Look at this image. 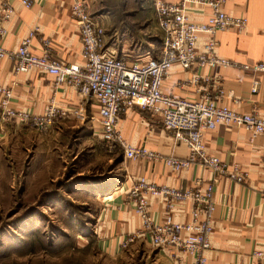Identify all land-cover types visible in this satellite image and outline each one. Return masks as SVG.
<instances>
[{
    "label": "crops",
    "instance_id": "obj_1",
    "mask_svg": "<svg viewBox=\"0 0 264 264\" xmlns=\"http://www.w3.org/2000/svg\"><path fill=\"white\" fill-rule=\"evenodd\" d=\"M75 1L34 0L33 6L27 8L18 0H0V13L6 3L15 10L7 23L5 47L17 48L24 38L36 31L32 39L33 53L41 55L44 50H49L62 63L85 65L80 29L73 17ZM86 1L92 11L95 0ZM152 1L142 0L126 11L128 23L138 24L141 32L154 28L156 14ZM223 1L222 9L226 13L248 18L245 29L232 27L215 34L217 55L232 59L234 66H204L188 70L174 64L162 90L178 98L204 99L209 96L233 111L252 112L264 118V74L241 67L244 63L264 62V0ZM185 13L192 21L205 22L212 13V7L209 4H188ZM209 39L210 35L201 33L197 49L204 50ZM105 48L116 51L111 44L105 43ZM148 54L146 52L139 57L146 60L151 57ZM119 56H126L128 60L138 58L128 52ZM195 74L201 77L198 83L192 80ZM255 80L260 81V86L257 92H252ZM0 86L12 87V105L18 110L42 114L50 103L70 110L69 116L59 119L47 134L32 132L26 123L4 121L0 113V143L8 149L10 147L13 151L19 143L32 145L38 153L46 152L48 158L49 153L55 151L53 143L56 144L59 135L64 136L70 128L83 125L89 126L93 137L103 140L100 131L92 127V118L99 115L98 101L94 97L85 99L68 85L56 88L53 75L40 69L15 73L14 62L3 58L0 59ZM160 119L157 114L134 107L120 116L118 127L129 144L145 145L165 157L188 158L190 150L187 145L176 140ZM203 139L208 154L219 156L229 164H237L246 173L245 182L216 177L211 169L199 163L174 171L162 161L125 158L122 150L119 167L122 175L114 181L104 180L97 187L98 225L94 234L111 264H176L171 253L152 244L148 234H137L126 249L120 248V243L129 235L136 234L140 226L139 217L128 199V190L133 181L141 177L181 189L193 187L199 177L205 184L214 181L217 207L213 215L211 248L206 252L207 264H264V258L254 257L255 250H264V135L252 140L251 132L245 127L219 125L213 130H204ZM46 158L45 163L48 161ZM166 205L165 198L150 197V211L158 222L165 221L169 214ZM193 208L192 201L178 205L173 211L174 218L183 223L190 221Z\"/></svg>",
    "mask_w": 264,
    "mask_h": 264
},
{
    "label": "built area",
    "instance_id": "obj_2",
    "mask_svg": "<svg viewBox=\"0 0 264 264\" xmlns=\"http://www.w3.org/2000/svg\"><path fill=\"white\" fill-rule=\"evenodd\" d=\"M30 8L34 0H18ZM223 0H181L167 2L154 0L156 17L164 32L163 44L158 57L146 60L138 57L128 60L105 48V28L99 16L92 13L86 0H76L73 17L79 26L82 55L85 65L62 63L49 50L41 55L32 52V39L36 31L24 38L17 48H6L7 23L14 15V8L6 3L0 13V59L14 62L15 73L40 69L54 76L56 88L71 86L85 99L95 98L99 105L98 117L92 124L99 130L103 141L108 144L120 143L124 157L162 161L174 171L199 163L211 169L216 177H227L234 182L244 183L246 173L237 164H229L219 156L210 155L205 149L203 132L219 125L242 126L251 132V139L264 135V118L256 113H241L230 109L219 100L209 96L204 99L178 98L163 92L162 85L174 64L184 69L210 68L217 65L234 66L232 59L217 55L218 41L215 34L232 27L240 30L248 26L247 17H235L222 9ZM209 4L212 13L205 22L192 21L185 13L187 5ZM201 33L210 35L204 50L197 44ZM244 70L264 74V62L241 65ZM197 74L193 82L198 83ZM260 81L255 80L252 92L259 90ZM13 89L0 86V113L4 121L15 120L26 123L39 132L51 129L59 119L69 116L68 108L50 103L42 114L31 110H18L12 105ZM140 107L161 117L163 127L176 140L187 145L190 156L182 159L174 155L165 157L145 145L129 144L119 130L120 116L130 108ZM214 181L203 183L202 178L195 185L181 189L174 185L159 184L141 177L133 181L128 190V199L140 220L138 232L129 235L122 243L121 250L134 241L137 234H148L152 244L164 252L171 253L176 264H207L206 252L211 248V234L214 227L213 215L217 207ZM163 197L167 201L169 214L165 221L158 222L150 211V197ZM187 201L194 203L192 219L179 222L173 211ZM254 257L264 258V250H255Z\"/></svg>",
    "mask_w": 264,
    "mask_h": 264
},
{
    "label": "rangeland",
    "instance_id": "obj_3",
    "mask_svg": "<svg viewBox=\"0 0 264 264\" xmlns=\"http://www.w3.org/2000/svg\"><path fill=\"white\" fill-rule=\"evenodd\" d=\"M141 2H93L92 12L106 31L105 43L118 55L149 52L158 57L164 32L157 17L148 32L127 21L126 11ZM152 5L156 14L154 0ZM27 126L38 134L55 127L39 132ZM70 129L57 137L48 158L32 145L19 143L12 151L0 143V264H111L94 234L96 201L99 184L122 175L123 147L93 137L89 126Z\"/></svg>",
    "mask_w": 264,
    "mask_h": 264
}]
</instances>
